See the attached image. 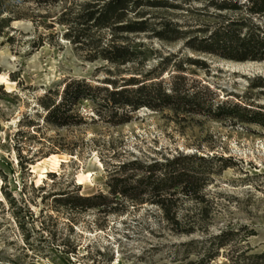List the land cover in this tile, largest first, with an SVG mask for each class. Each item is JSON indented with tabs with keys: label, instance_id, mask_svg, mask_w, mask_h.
Listing matches in <instances>:
<instances>
[{
	"label": "rangeland",
	"instance_id": "rangeland-1",
	"mask_svg": "<svg viewBox=\"0 0 264 264\" xmlns=\"http://www.w3.org/2000/svg\"><path fill=\"white\" fill-rule=\"evenodd\" d=\"M146 1L163 3L143 6L151 23L168 20L192 32L174 41L151 32L128 35L151 52L137 77L151 72L167 90L176 81L193 95L196 111L141 107L114 124L98 115V102L81 100L76 107L83 118L52 126L43 121L41 105L48 91L57 98L70 79L100 87L107 77L130 74L124 66L116 73L106 61L86 59V51L63 36V1L18 4L15 20L0 29V264H180L202 254L204 229L253 231L249 245L264 251V61L185 46L197 27L218 21L205 14L216 11L210 0ZM104 94L95 91L98 99ZM51 155L64 161L57 168L38 164ZM178 156H188L182 164L205 181L193 186L199 199L189 191L172 200L176 224L154 203L110 193L111 177L123 164ZM136 166L127 170L134 179L144 169ZM189 226L195 227L190 235L174 231ZM212 264L227 261L220 254Z\"/></svg>",
	"mask_w": 264,
	"mask_h": 264
},
{
	"label": "trees",
	"instance_id": "trees-1",
	"mask_svg": "<svg viewBox=\"0 0 264 264\" xmlns=\"http://www.w3.org/2000/svg\"><path fill=\"white\" fill-rule=\"evenodd\" d=\"M28 1L37 6L54 5L63 1L58 19L67 28L63 36L84 49L86 59L106 61L117 68L116 73H120L118 68L124 66L123 71L130 74L128 77H107L100 87H92L85 79H70L63 84L61 92H57V98L48 91L41 99L45 111L43 121L46 123L55 127L74 124L75 119L83 118L76 107L81 100L98 102V115L114 124L127 122L131 113L141 107L161 110L185 106L188 111H196L192 107L193 95L180 91L176 81L167 90L162 81H153L156 77H151V72L143 76L142 80L137 77L151 52L143 42L129 41L128 35H145L151 32L161 40L174 41L192 32L182 30L178 23L168 20L162 19L157 25L151 23L143 6L163 3L146 0H0V29L15 20L14 7ZM208 5L219 12L205 14L218 21L213 25L197 27L196 32L199 34L189 36L185 46L194 52L237 61H264V0H210ZM222 11L233 14H223ZM188 61L197 63L190 59ZM106 71L113 75L111 69ZM95 91H104V97L98 99ZM229 106L233 110L239 109L238 104ZM185 159L189 157L178 156L145 166L137 161L123 164L111 177L110 193L120 194L134 202L154 203L160 207L166 220L176 224V211H170L172 200H178L177 195L188 194L189 191H193L194 199H199L195 188L200 180L203 181L200 187L205 181L202 176L182 164ZM200 159L203 160V157ZM134 165L144 168L137 179L133 178L134 174H127L128 169H136ZM78 198L83 202L91 200V197ZM194 230L195 227L189 226L174 231L190 235ZM244 230L226 228L218 233H210L208 229H204L206 240L202 242V254L180 264H212L220 254L226 258L227 264H264V251L253 252L248 242V237L254 235V232ZM233 238L239 244L229 246L228 242ZM193 243L194 240L189 242Z\"/></svg>",
	"mask_w": 264,
	"mask_h": 264
},
{
	"label": "bare ground",
	"instance_id": "bare-ground-1",
	"mask_svg": "<svg viewBox=\"0 0 264 264\" xmlns=\"http://www.w3.org/2000/svg\"><path fill=\"white\" fill-rule=\"evenodd\" d=\"M63 161L64 160H60L57 156L51 155L50 157L45 158L44 160L42 159V161L39 162L38 164H45V163H47L50 167L57 168L59 166L60 162H63ZM85 177H87V176H83V175L82 176H79L78 177V183L79 184L84 183L85 182V179H86Z\"/></svg>",
	"mask_w": 264,
	"mask_h": 264
}]
</instances>
